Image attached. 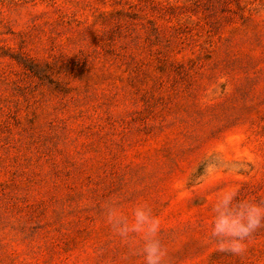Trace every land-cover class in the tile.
Masks as SVG:
<instances>
[{
    "label": "rangeland",
    "instance_id": "rangeland-1",
    "mask_svg": "<svg viewBox=\"0 0 264 264\" xmlns=\"http://www.w3.org/2000/svg\"><path fill=\"white\" fill-rule=\"evenodd\" d=\"M224 188L264 204V0H0V264H142L110 199L165 264H264L209 242Z\"/></svg>",
    "mask_w": 264,
    "mask_h": 264
},
{
    "label": "clouds",
    "instance_id": "clouds-1",
    "mask_svg": "<svg viewBox=\"0 0 264 264\" xmlns=\"http://www.w3.org/2000/svg\"><path fill=\"white\" fill-rule=\"evenodd\" d=\"M209 172L217 171L208 164ZM235 188H224L211 200L207 225L209 242L217 251L239 255L251 235L264 226V204L238 197ZM102 222L127 249L128 255H140L142 264H165L168 254L160 238L161 224L146 202L125 211L118 200L110 199L101 207Z\"/></svg>",
    "mask_w": 264,
    "mask_h": 264
}]
</instances>
